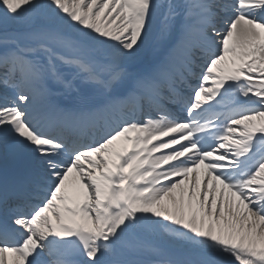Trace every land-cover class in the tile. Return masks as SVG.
I'll return each instance as SVG.
<instances>
[{"label": "snow or ice", "instance_id": "1", "mask_svg": "<svg viewBox=\"0 0 264 264\" xmlns=\"http://www.w3.org/2000/svg\"><path fill=\"white\" fill-rule=\"evenodd\" d=\"M0 264H264V0H0Z\"/></svg>", "mask_w": 264, "mask_h": 264}]
</instances>
